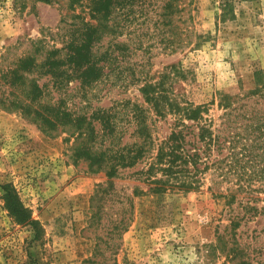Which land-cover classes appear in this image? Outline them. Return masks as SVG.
Wrapping results in <instances>:
<instances>
[{
    "label": "rangeland",
    "instance_id": "obj_1",
    "mask_svg": "<svg viewBox=\"0 0 264 264\" xmlns=\"http://www.w3.org/2000/svg\"><path fill=\"white\" fill-rule=\"evenodd\" d=\"M140 1L130 14H118L116 31L94 46L113 49L103 69L107 81L87 87L74 79L56 87L20 60L44 58L35 51L39 38L45 49L61 47L70 23L79 20L74 13L88 19L87 12L70 10L67 0H0V264H264V176L240 183L236 175L222 181L208 170L198 188L157 193L138 173L174 126L172 115H156L144 100V79L163 77L172 97L205 104L216 122L224 112L222 93L249 103L257 97L244 95L256 85L255 72L264 71V0H228L226 14V0H171L169 7V0ZM33 78L44 85L34 101L27 94ZM52 103L72 118L108 108L114 139L101 135L95 119L81 127L61 123L46 109ZM39 108L53 115L52 124L40 121ZM144 125L151 151L119 166L108 186L107 167L89 156L107 145L142 143ZM261 165H247L246 173ZM238 183L243 187L232 203L216 195L238 191ZM2 184L15 188L38 233L15 220Z\"/></svg>",
    "mask_w": 264,
    "mask_h": 264
},
{
    "label": "trees",
    "instance_id": "obj_2",
    "mask_svg": "<svg viewBox=\"0 0 264 264\" xmlns=\"http://www.w3.org/2000/svg\"><path fill=\"white\" fill-rule=\"evenodd\" d=\"M37 1L51 3L54 0ZM67 2V7L72 11H75L77 7H80L82 11L85 10L88 19L80 13H74L73 16L79 20L70 23L71 27L61 47L52 45L45 49L44 39L39 38L33 43L36 52L45 53L44 58L37 62L35 55H28L20 61L32 69L38 68L43 75H49L56 87L64 86L74 79L87 87L97 81H107L109 76L103 69L107 56L111 55L113 49L110 46L102 52H97L94 46L105 33L116 31L113 21L119 17L118 14L124 16L130 14L131 8L141 1L67 0ZM229 2L226 0L222 5L224 14L232 10ZM171 3L169 0L165 6L169 7L172 5ZM177 4L178 2L176 6ZM21 6L23 8L25 4L22 3ZM182 9V6L177 8L179 11ZM123 27H125V23L121 25V29ZM16 73L10 81L11 84L19 77ZM255 78L254 89L248 95H244L247 98L250 95H256L257 97L253 100L254 102L251 101L252 103L242 101L243 97L237 93L224 92L221 94L219 105L224 108V112L222 120L219 122L207 116L208 107L205 104H194L186 100L179 101L172 97L163 88V77L156 81L144 79L139 87L144 100L152 106L156 115L165 117L170 114L174 117V126L169 134L157 144L154 155L147 162V167L138 171L143 176V180L150 185L149 188L152 191L164 193L172 189L198 188L202 183V175L208 170L221 177L222 181L236 175L238 181L240 179V183L241 180L253 179L257 175L264 176V71L257 70ZM32 82L27 94L31 95V99L34 101L37 96L42 94L44 85L40 86L34 78ZM258 97L262 99V102L258 101ZM42 107L44 108V105ZM39 109H35V111L44 124H52L51 117L53 115L57 120L60 115L61 123L72 121L76 122L79 127L83 123H90L92 119H95L99 123L101 135H107L114 139L115 115L108 108H97L89 118L85 114H78L72 118L70 112L62 107H55V103L46 107L53 115L51 113L43 115L41 108ZM145 126L138 131V135L143 138L142 143L134 142L122 147L113 144L112 146L115 145V148L107 145L102 151L89 156L91 164H97L100 168L107 167L108 186L111 187L112 181L109 179L117 174L119 166L130 167L138 162L146 152L151 151L153 143L151 140L147 141L151 135ZM223 150H227V153L220 157L219 154ZM241 162L244 163L241 164ZM259 163L262 165L257 171L246 173L247 165L253 167ZM218 182L220 180L214 179L215 184ZM240 183H238V191L232 193L228 191L216 195L225 197L224 203L230 204L235 200V194L239 193L243 187ZM1 186L4 190L5 205L15 220L22 225L32 226L38 233L40 229L37 220L31 217L30 210L19 199L15 188L11 184H2ZM98 186H100L98 188H102L101 184Z\"/></svg>",
    "mask_w": 264,
    "mask_h": 264
}]
</instances>
